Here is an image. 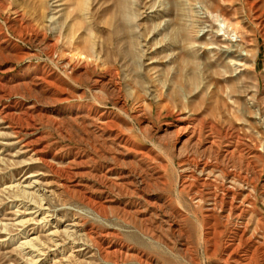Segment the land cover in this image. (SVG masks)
<instances>
[{"label": "rangeland", "instance_id": "rangeland-1", "mask_svg": "<svg viewBox=\"0 0 264 264\" xmlns=\"http://www.w3.org/2000/svg\"><path fill=\"white\" fill-rule=\"evenodd\" d=\"M217 120L264 250V0H0V264H232L181 192Z\"/></svg>", "mask_w": 264, "mask_h": 264}, {"label": "bare ground", "instance_id": "bare-ground-1", "mask_svg": "<svg viewBox=\"0 0 264 264\" xmlns=\"http://www.w3.org/2000/svg\"><path fill=\"white\" fill-rule=\"evenodd\" d=\"M217 127H219L218 120L213 121L210 126L211 135L208 136L209 138L211 137L213 141L212 143H210V146H208V148L204 150V153H203L204 155H203V158H201V161H197L198 160L197 159L196 160L197 162H195L194 160L187 159L186 160L187 163L183 165L184 168L183 167L182 168H183L184 175H183V178H181V183H182L181 192L183 193L186 192L187 195L190 196V199L192 202H194L195 204L201 205L203 219L206 222L205 227H207L205 230V234H204V237L207 243H213V245L216 246L217 232L221 233L218 229H220V223L223 219H227V220L233 219L235 220V222H237V223L234 222L235 227L230 232L231 236H229V239L224 245V254L227 256V260L230 261L232 264H252V261L255 258V256L259 252H261L260 250H263V248L261 247V245L258 246V244L252 240L253 237L251 238V237L246 236V231L248 227L247 225H243V223H239V222L243 220V218H245L247 212L245 211V208L238 206L237 202L239 201L240 197H242V193L244 191H247L249 193L248 197H247L248 194L245 196L247 198L252 196V197H255L256 199L257 197L258 188L255 185L254 181L251 182L250 180H248L249 177L247 178L243 176L244 172L251 171L254 166L251 164L250 160L246 162L244 160V156L243 155L238 156L236 152H231L228 159L226 158L227 160L221 159L222 158L220 154L221 143L217 139L218 137L215 132ZM214 134L216 135L215 137H214ZM115 138H118V136ZM125 142H126V139H125ZM238 143L239 142H237V144ZM119 145L120 146L118 147H121V143H119ZM127 147L128 146H126V148ZM236 149L238 150V148ZM132 156L135 157L134 155ZM237 156L240 158H237ZM140 159L142 158L139 157V160ZM62 186L65 188V190H68L65 184H63ZM76 189L74 188V191H68V192L76 194L78 192V188ZM14 194H16L18 197H24L26 195L25 192H24V195H21V193L20 194L14 193ZM88 201L90 204L93 202L91 199H88ZM95 203L96 202H93L92 204L94 205ZM248 205L249 204H247V206ZM253 205L255 206V204H252V206ZM36 208H38V212H40L43 207L37 206V207H34L33 209H36ZM102 209L103 208H101V210ZM55 234H57V232H55L54 235ZM28 244H30L32 248L36 247V244L27 243V245ZM37 246L38 247L41 246L40 248H42V249H39L38 251H41L43 249L48 250V247L45 248V246H42V244L40 243H38ZM44 251H42V253H44ZM262 252L261 254H263V257H264V252L263 253ZM39 256H41L40 252H39Z\"/></svg>", "mask_w": 264, "mask_h": 264}]
</instances>
